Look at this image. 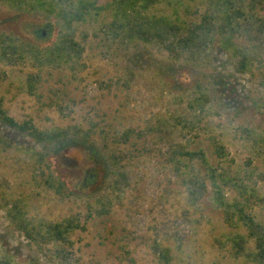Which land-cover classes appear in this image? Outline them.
<instances>
[{
    "label": "rangeland",
    "instance_id": "obj_1",
    "mask_svg": "<svg viewBox=\"0 0 264 264\" xmlns=\"http://www.w3.org/2000/svg\"><path fill=\"white\" fill-rule=\"evenodd\" d=\"M256 1L262 5H255L248 20L239 21L233 44L249 47L261 41L264 0ZM212 8V0H165L143 15L168 18L184 28L183 24L200 23L201 15ZM111 21L109 12H102L78 26L76 40L84 42V52L77 63L76 80L69 78L67 68L42 70L34 60L21 61L16 56L10 62L0 60L3 109L17 122L29 120L41 131L86 127L87 122L98 121L99 114L115 120L118 134L165 126L172 138L162 142L156 135H147L136 156L105 181L102 178L103 189L87 188L91 196L84 198L77 183L94 162L83 148L67 142L36 144L0 125V264H258L256 240L238 222L225 221L210 173L198 162L191 163L190 169L179 167L170 160L168 150L170 144L192 140L194 133H198L194 142L200 141L198 146L207 153L212 150L209 140L221 144L228 155L213 163L218 172L249 181L255 193L245 211L264 231L262 67L254 63L249 71L240 72L242 57L224 47L219 33L205 47L182 50L176 46L173 53L166 46L176 42L175 31L127 47L119 41L107 46L101 39L105 24ZM44 24H54V31L41 44L31 36V27ZM58 30L54 18L24 15L0 1V32L47 48L55 42ZM31 77L36 79L39 98L29 94ZM102 82L115 84L111 93L100 87ZM198 86L209 96L208 103L193 110L190 104L201 94ZM58 106L65 109L63 114ZM198 118L199 130L191 132L189 124ZM175 119L189 128L181 129ZM74 148L80 153L73 155ZM39 155L67 181L71 196L46 188L38 170ZM99 165L102 171L109 167L108 162ZM223 189L227 202L240 200L233 188ZM15 202L25 205L35 223L77 218L85 231L75 230L65 243H30L7 217L8 204ZM102 209L107 213L104 217L98 216ZM253 233L257 236L261 230L254 228Z\"/></svg>",
    "mask_w": 264,
    "mask_h": 264
},
{
    "label": "trees",
    "instance_id": "obj_2",
    "mask_svg": "<svg viewBox=\"0 0 264 264\" xmlns=\"http://www.w3.org/2000/svg\"><path fill=\"white\" fill-rule=\"evenodd\" d=\"M0 1L12 10L24 15L38 14L52 17L58 22L59 29L55 42L47 48L31 42L25 37H19L13 33L0 32V60L2 61L10 62L15 58L14 56L21 61L29 58L36 62V68L42 70L46 66L56 67L58 70L67 68L70 71L69 78L76 80L78 75L77 63L84 52V42L76 40L78 26L95 20L102 12H109L112 21L105 24L104 37L101 39L103 44L107 46H109V42V44L113 45L115 41H119L127 47L135 45L137 42H147L151 39V36L161 39L162 36H166L167 31H175L176 33L172 35L176 42L166 46L167 50L173 53L176 46L182 50H189L191 47L195 49L205 47L211 44L214 40L213 36L219 33L218 35L222 38L221 41L224 43V47L227 50L232 48L233 51L235 50L242 57L240 72L249 71L250 67L254 66V63L262 67L261 86L264 87V20L261 22L262 39L257 45L240 47L232 43V39L237 34L236 29L240 26L239 21L248 20L251 17L250 12L253 11L255 5H262L256 0H212V10L201 15L200 23L183 24L184 28L178 22L173 24L172 20L168 18L156 19L153 16L147 18V16L143 15L153 4L165 0H106V3H102L100 0H57L56 4L53 3V0ZM174 20L176 21V18ZM218 23L220 26L213 28ZM52 31H54V24L32 26L31 36L42 44V42L49 40L48 37L52 36ZM34 83L36 84V79L31 77L28 80L29 94L37 97ZM114 85L111 82L100 83V87L107 93L112 92ZM197 91L201 94L199 98L190 104L193 110H196L197 106L200 107L202 104L208 103L209 96L201 92V86L197 87ZM64 111L65 109L58 106L60 114H63ZM97 116L98 121L87 122L86 127L78 125L68 129L56 128L41 131L29 120L19 123L9 116L7 111L3 109L0 100L1 126L31 138L36 144L48 146L67 142L71 146L76 145L78 148L84 149V152L89 155L90 162H94L92 167L85 171L80 182L77 183V189L84 198L91 196V194H86V189L89 187L95 186L103 189L99 185L102 178L105 181L107 176H112L114 172L120 169L124 161L134 158L139 152L141 141L146 144L147 135H156L158 140L162 142L172 138L171 132L165 126L164 128L160 126L157 128L148 127L145 129L146 132L139 133L132 129H127L123 133L118 134L115 120L108 119L107 115L99 116L97 114ZM197 120L195 124H189L191 132L199 130L198 123L201 119L198 118ZM173 121L183 130L189 128L188 125L186 127L184 123L176 119ZM196 139H198V133H194L192 140L185 139L184 145L181 143L170 144L168 150L171 156L170 160L179 167L186 169H190L191 163L198 162L200 167L210 173L212 187L215 190V200L224 209L225 221L229 223L236 221L248 230L249 238L256 240L255 259L258 264H264V231L256 223L254 217L245 211L250 200L254 197L255 191L250 189L248 180L231 176L229 172H218V165H214L213 162L215 160L223 161L228 155L221 144L217 143L215 139L213 141L209 140L212 150L208 152V156L207 151L198 146L200 141L194 142ZM1 141L2 138H0ZM72 151L73 155L80 153L77 148ZM64 158L67 157H63V160ZM103 162L106 164L108 162L109 165L105 171L99 169V164ZM37 164L40 176L44 177L43 184L49 191H54L57 195L63 197H69L73 194L70 185L65 179L56 175L52 165L45 161L44 155L38 156ZM121 179H123V175H121ZM119 182H115V185ZM189 182L193 183L191 180ZM223 188H233V192L240 194V200L234 199L232 202H227L228 199H225L223 195ZM25 208V205L21 202L8 204L7 217L14 229L23 234L30 243L38 246L47 242L54 244L65 243L69 242L70 236L75 230L81 229L85 231V227L80 224L77 218L54 224L35 223L32 219H29ZM106 215L107 213L104 209L98 212V216L104 217ZM254 228L260 229L261 233L256 236L253 233Z\"/></svg>",
    "mask_w": 264,
    "mask_h": 264
},
{
    "label": "flooded vegetation",
    "instance_id": "obj_3",
    "mask_svg": "<svg viewBox=\"0 0 264 264\" xmlns=\"http://www.w3.org/2000/svg\"><path fill=\"white\" fill-rule=\"evenodd\" d=\"M43 35H45V34H43Z\"/></svg>",
    "mask_w": 264,
    "mask_h": 264
}]
</instances>
